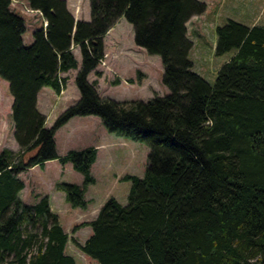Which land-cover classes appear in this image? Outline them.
I'll list each match as a JSON object with an SVG mask.
<instances>
[{"label":"trees","instance_id":"trees-1","mask_svg":"<svg viewBox=\"0 0 264 264\" xmlns=\"http://www.w3.org/2000/svg\"><path fill=\"white\" fill-rule=\"evenodd\" d=\"M89 20H75L65 0H27L45 27L23 45L25 20L0 0V77L12 98L14 151L0 149V264H75L65 252L72 242L98 264H264V26L227 18L215 27L214 52L234 54L212 84L188 58L186 22L204 12L199 0H88ZM123 16L133 41L158 55L167 93L116 101L98 94L88 74L104 56L103 37ZM78 99L45 126L36 106L42 87L60 94L63 72L77 67ZM101 76L100 71H95ZM95 115L107 132L148 147L142 177L130 181L127 203L110 197L89 222L79 243L50 209L19 197V173L45 161L70 163L82 183H56L72 207L86 208L84 192L95 179L93 146L60 156L55 131L74 116ZM39 229V233L35 230Z\"/></svg>","mask_w":264,"mask_h":264},{"label":"rangeland","instance_id":"rangeland-1","mask_svg":"<svg viewBox=\"0 0 264 264\" xmlns=\"http://www.w3.org/2000/svg\"><path fill=\"white\" fill-rule=\"evenodd\" d=\"M68 11L75 20H89L88 0H65ZM207 5L206 13L193 15L186 22L187 38L191 41L188 58L193 63V71L212 84L220 66L227 61L233 51L222 55L214 52L216 34L215 27L225 23L227 18L234 19L245 25L252 22L264 26V0H199ZM11 8L21 14L25 20V32L22 35L23 45L32 43V31L43 25L45 19L38 12H25L27 0L11 1ZM25 6V7H24ZM24 7V8H23ZM23 8V12L20 9ZM206 9V7H205ZM205 11V10H204ZM199 16V17H197ZM43 18V17H42ZM104 56L98 66L91 71L87 79L96 81L95 88L102 97L116 101L143 100L155 95L162 96L167 89L161 83L162 66L158 55L148 54L133 41L132 25L123 16L103 37ZM77 57V67L70 69L65 76L66 90L62 96H52L48 109L47 122L50 127L54 119L79 97L74 78L80 68L81 58L79 48L71 47ZM100 71L101 76H96ZM7 96L10 97L8 82L0 77V149L3 147L18 150L13 138V128L10 119V107ZM73 118V117H72ZM69 121V120H68ZM55 148L60 156L70 150H82L96 146L97 162L92 166V176L95 181L87 186L84 197L88 200L86 208L72 207L64 199V194L56 189V183H82V174L74 170L70 163L60 164L57 160L49 162L44 168L39 165L23 170L19 176L24 179L26 188L22 191L23 201L27 204L37 202V193L48 194L58 214V222L70 237L79 243L91 234L89 226H82L75 232L74 225L89 222L98 212L104 201L110 197L120 204L127 203L130 181L123 180L124 175L142 177L146 164L148 147L142 141L131 140L104 128L101 119L95 115L74 116L72 120L59 127L54 134ZM39 233V229L35 230ZM65 252L71 255L75 264H98V262L83 254L72 242H68Z\"/></svg>","mask_w":264,"mask_h":264},{"label":"crops","instance_id":"crops-1","mask_svg":"<svg viewBox=\"0 0 264 264\" xmlns=\"http://www.w3.org/2000/svg\"><path fill=\"white\" fill-rule=\"evenodd\" d=\"M206 10H207V5H206V9H205V13H206ZM204 12L202 13V14H204ZM202 14H200L199 16H201ZM199 16H197V17H199ZM41 19L40 20H43V18L42 17H40ZM254 23L252 22V24L250 23V25L249 26H252ZM110 30V29H109ZM230 52V51H229ZM228 53V52H227ZM225 54V53H224ZM234 54V52L232 53V55ZM231 55V56H232ZM231 56H229V58L231 57ZM76 57V56H75ZM77 58V57H76ZM228 58V59H229ZM227 59V60H228ZM77 60V59H76ZM192 65H193V63H192ZM192 69H193V67H192ZM194 70V69H193ZM68 72V71H67ZM67 72H63V73H61L60 75L61 76H65V74L67 73ZM65 90H66V84H65V88L61 91V93L60 94H56L51 88H49V87H42L40 90H39V92L37 93V97H36V106H37V108H38V110L43 114V115H45V117H46V120H45V126L46 127H48L49 126V124H48V122H47V118H48V109H49V107H50V104H51V99H52V96H55V97H58V96H62L63 94H64V92H65ZM11 100H12V98H11V96L10 97H8L7 96V102H8V107H10V105H11ZM9 115H10V113H9ZM5 116L4 117H2V116H0V121H1V124H2V122L4 121V124H6V122H5ZM74 118V117H73ZM73 118H70L69 119V121L70 120H72ZM69 121H67V122H69ZM9 122L11 123V125H12V128H13V123H12V120H11V118L9 119ZM66 122V123H67ZM90 147V146H89ZM94 147H96V146H94ZM12 150H13V148H12ZM59 154V153H58ZM97 157H98V150H96V158H95V161L91 164V167H90V172L92 173V166H94L95 164H96V162H97ZM56 159H52V160H48V161H45L43 164H42V166H40V167H42V168H44L45 167V165L47 164V163H49V162H53V161H55ZM64 165H67V163L66 164H64ZM35 166H37V165H35ZM35 166H33V167H35ZM33 167H31V168H33ZM20 178H21V176H19ZM22 180H23V182H24V187L20 190V192H19V197H20V199L22 200V201H25L26 202V200H24L23 199V194H22V191L26 188L25 186H26V183H25V181H24V179L23 178H21ZM38 195H47L48 196V198H49V205H50V209L53 211V212H55L56 214H57V212L55 211V209H54V207H53V204H52V199H51V197L48 195V194H42V193H37ZM86 199V198H85ZM87 200V199H86ZM57 216H58V214H57ZM64 229V228H63ZM65 230V229H64Z\"/></svg>","mask_w":264,"mask_h":264},{"label":"built area","instance_id":"built-area-1","mask_svg":"<svg viewBox=\"0 0 264 264\" xmlns=\"http://www.w3.org/2000/svg\"><path fill=\"white\" fill-rule=\"evenodd\" d=\"M11 1H12V2H16V3H18L19 0H11ZM24 7H25V6H24ZM24 7H23V8H24ZM23 8L20 9V12H21V13L23 12V11H22ZM25 12H38V13H40L39 11L32 9V8H30L29 6L25 7ZM43 25L45 26V25H46V22H44Z\"/></svg>","mask_w":264,"mask_h":264}]
</instances>
